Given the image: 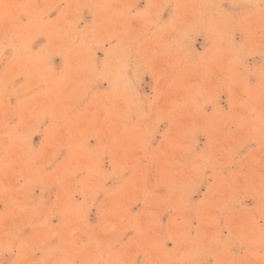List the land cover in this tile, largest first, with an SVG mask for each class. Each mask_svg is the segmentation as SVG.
Segmentation results:
<instances>
[{"label":"rangeland","instance_id":"1","mask_svg":"<svg viewBox=\"0 0 264 264\" xmlns=\"http://www.w3.org/2000/svg\"><path fill=\"white\" fill-rule=\"evenodd\" d=\"M0 264H264V0H0Z\"/></svg>","mask_w":264,"mask_h":264}]
</instances>
